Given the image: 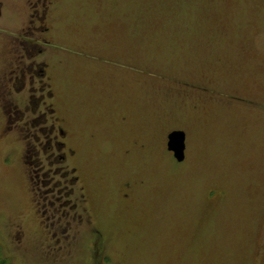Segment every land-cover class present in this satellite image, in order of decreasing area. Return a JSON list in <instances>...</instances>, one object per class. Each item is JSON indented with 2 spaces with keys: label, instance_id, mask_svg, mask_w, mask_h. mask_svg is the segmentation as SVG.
<instances>
[{
  "label": "rangeland",
  "instance_id": "obj_1",
  "mask_svg": "<svg viewBox=\"0 0 264 264\" xmlns=\"http://www.w3.org/2000/svg\"><path fill=\"white\" fill-rule=\"evenodd\" d=\"M52 2L37 47L82 143L100 236L65 251L34 238L0 128V264H264V0ZM35 4L0 0V73L4 42L32 40Z\"/></svg>",
  "mask_w": 264,
  "mask_h": 264
},
{
  "label": "flooded vegetation",
  "instance_id": "obj_2",
  "mask_svg": "<svg viewBox=\"0 0 264 264\" xmlns=\"http://www.w3.org/2000/svg\"><path fill=\"white\" fill-rule=\"evenodd\" d=\"M38 1L42 5L41 13H37L38 4H35L29 20L32 40H25L22 33L21 37L4 42L0 128L2 136L18 148L29 193L34 238L46 243L49 250L65 251L76 247L84 236L92 241L99 238L98 206L95 208L90 201L92 189H89L82 143L73 129L67 103L55 89L58 78L52 70L55 66L52 54H45L43 48L37 47L40 42H51L38 34V29L49 30L44 28V22L53 2ZM120 193L121 200L129 203V194L121 189Z\"/></svg>",
  "mask_w": 264,
  "mask_h": 264
},
{
  "label": "water",
  "instance_id": "obj_3",
  "mask_svg": "<svg viewBox=\"0 0 264 264\" xmlns=\"http://www.w3.org/2000/svg\"><path fill=\"white\" fill-rule=\"evenodd\" d=\"M167 149L172 152L177 161L185 157V134L181 130H173L167 135Z\"/></svg>",
  "mask_w": 264,
  "mask_h": 264
}]
</instances>
